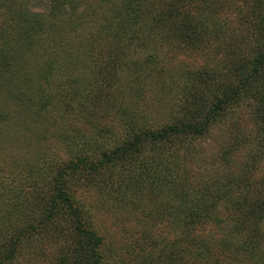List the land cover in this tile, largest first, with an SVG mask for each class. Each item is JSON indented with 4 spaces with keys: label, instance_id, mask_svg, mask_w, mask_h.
<instances>
[{
    "label": "trees",
    "instance_id": "16d2710c",
    "mask_svg": "<svg viewBox=\"0 0 264 264\" xmlns=\"http://www.w3.org/2000/svg\"><path fill=\"white\" fill-rule=\"evenodd\" d=\"M14 1L0 0V140L16 132L17 139L38 138L40 143L43 133L62 134L63 126L55 123L79 116L102 133L103 145L93 151L81 144L73 161L53 168V175L44 180L47 192L35 190V217L19 210L21 198L27 197L13 194L11 201L0 192V228L9 221L15 225L0 237V264H22L24 252L29 255L25 264H105V239L73 195L74 175L90 187L102 190L107 185L117 191L114 173L126 165L133 173L131 195L149 197L153 205L142 207L160 212L155 210L154 217L149 213L148 219L153 217V225L160 218L166 223L159 236L142 233L154 248L163 245L139 264H218L212 245L195 233L204 228L210 238L219 231L217 242L231 252L255 249L243 263L264 264V177L259 182L253 177L264 164V0H120L125 11L110 13L107 22L96 19L100 13L98 7H89L90 0H82L87 4L82 8L78 0H38L46 4L38 13L30 12L24 0L22 7ZM217 9L230 17L213 16ZM60 17L68 25L61 27L56 20ZM80 28L86 38L77 44L70 32L83 34ZM136 48L147 53L133 60L130 53L135 55ZM64 49L69 56L61 66L64 55L59 50ZM178 51L205 53L203 57L213 66L220 64L221 70L179 68L176 76H167L160 70L163 55ZM73 62L81 66L73 68L76 76L69 69ZM58 75L66 77L63 82H57ZM154 76L170 77L180 98L166 122L150 128L132 105L147 94L144 83L151 84ZM167 86L164 81L161 96ZM152 98L159 101L156 93ZM97 114L103 123L95 120ZM4 124L7 135L1 130ZM226 124L229 142L217 161L227 168L210 173L211 179L201 184L191 167L200 156L190 146ZM244 146L249 147L247 158L237 167L231 156ZM166 149L169 166L161 158ZM181 162L188 166L182 163L184 173L168 175L170 167ZM63 220L64 230L59 225ZM224 223L231 227L214 229ZM244 232L249 234L243 239ZM230 238H240V243L232 246ZM37 239L40 247L29 250Z\"/></svg>",
    "mask_w": 264,
    "mask_h": 264
},
{
    "label": "rangeland",
    "instance_id": "374dc122",
    "mask_svg": "<svg viewBox=\"0 0 264 264\" xmlns=\"http://www.w3.org/2000/svg\"><path fill=\"white\" fill-rule=\"evenodd\" d=\"M24 1L26 2L28 10L33 13L44 12V9L46 8V4L38 0ZM119 1L120 0H90L87 4L90 8L98 7V12L100 13L98 18L96 17L98 21L101 22L102 18L104 22H107L110 13L114 11L120 12V9L121 11H125L120 8ZM14 2H16L14 5L17 4L20 5V7L23 6L20 0H15ZM77 3L81 4L80 8L87 5L85 1L82 0H78ZM242 10H244V8H242ZM215 14L218 19L222 18L227 20L230 17L225 11H219V9L214 11L213 16H215ZM61 18L62 17L56 19L61 23V27L68 25V21L65 18ZM89 22L92 27L96 25L94 23L95 21L93 20H89ZM61 27H59L58 30H60ZM80 29L82 30L84 36L80 30L70 32L75 36V43L77 44L79 42L80 44L83 43L86 38L84 29ZM67 33L69 34V32ZM135 50V55L130 53V56L133 60H136L138 57L141 59L147 53L145 48H136ZM59 52L60 54L62 53L64 55H61L62 58L60 59V65L63 66L64 61L67 60L64 57L69 56V51L64 49V52H61L60 50ZM204 54L205 53L201 52L194 55L186 53L184 54L183 51L173 53L170 52L167 54V56L163 55V64L160 65V70L162 71L164 69L162 72L165 74L167 73V76H169V74L173 75L174 71L178 70L179 68L181 71H192L199 68H209V70L210 68H212V70L213 68L214 70L217 68L218 71L219 69L221 70L220 64L218 67L216 65L213 66L212 63H209L208 59L203 57ZM73 68H81V66L79 63L73 62L72 66L69 68L72 73ZM169 71L171 73H169ZM61 72H63V70ZM73 74L76 76L75 72ZM174 76H176V74H174L173 77ZM57 78V82H63L66 77L59 76ZM164 81H167L170 85L164 88L166 92L165 97L163 95L161 96L160 94ZM172 82L174 81H171L170 77L164 76L161 78H153L151 84L148 80V82L144 83V91L147 92V94L144 93V97H140V99L135 101L134 106L132 105L133 110L139 115H142L143 119L147 122L150 128L162 126L166 122L167 117H169L168 115H170L169 110L173 108L174 104H177L179 100L178 98H180V93L177 91V88L172 86ZM155 93L159 98V101L156 103H154V98H152L155 96ZM172 96L175 97V99H170ZM249 109L250 108H245L243 110H247L248 112ZM243 110L241 112H243ZM99 116L100 115L97 114L95 120H97V122L103 123V121L99 119ZM65 117L66 116H64V118ZM245 120L243 119V121ZM55 124H61V126H63L62 134L61 131L56 132L55 130L53 132H56V134L49 132H47V134L43 133L40 143L38 142V138L29 139L28 137L26 141L21 138L17 139L15 136L16 132L12 135L13 139L8 138V140H0V192L7 193V198L10 200L15 194H18L19 196L22 195V197H27L28 200L26 201L21 198L19 210L24 214L28 213L34 217L38 215L37 205L32 202L33 196L36 195L35 190L37 189L38 193H40L41 190L47 192V189L44 186V180H47L49 175H53V168L56 166H62L63 164L68 163L70 160L73 161L75 154L83 149V145L81 144L90 146L93 151H96L103 145L100 137L102 133H98L97 129L92 128L83 117L69 116ZM246 124L250 125L247 123V120L244 125ZM10 128L14 129L12 125ZM59 128L60 126L58 129ZM1 130L3 135H7L6 133H8V125L4 124L3 128L1 126ZM35 130L38 131L37 126H35ZM242 130L244 133H249L250 131L249 127L245 126ZM229 131L230 128L228 124L224 126L217 125L211 130L207 137L195 141L190 146L191 148L196 147L200 156L197 159L196 155H194V159H197V161L196 163L192 164L191 167L194 169V172L196 173V176L200 180L201 184H205L211 179L210 173L216 172L217 170H226L227 167L221 163V159L218 158L219 162L217 161V156H219L224 148H226L229 142ZM184 147L187 146H183L182 148ZM166 151H168V149L161 152V158L165 166H169L170 163L165 157H170V153ZM248 151L249 147L244 146L240 148L239 151L232 153V161L233 163L237 164V167L242 166L241 164L244 163L245 159L247 158ZM150 155L155 156V153L150 152ZM138 161L142 162L141 160ZM182 163L183 162L178 163L180 164L179 166H173L174 168L170 167L169 170H171V173H168V175L172 174V177L181 176L182 173H184L183 164L186 168L188 167L187 163ZM165 166L158 170H164ZM130 168L131 166L127 165L116 168L117 173H114L113 188L118 187L119 189L117 191H114L111 186L108 187L107 185L102 190H100V186L98 185H93L90 187L83 181V179H81L82 181H77L76 179L78 178V175H74L75 183L72 187L73 195L75 196V199L79 205L86 210V216L90 217L89 220L92 223V226L95 227L99 234H101L105 239L107 250V260L105 261V264H139L148 253L158 254L163 245L161 243L162 245L154 248L149 241L143 239L142 233H146L148 231L151 236L153 233H155L156 236L161 235V229L166 223H164L162 218H160L161 220H157V223H154L153 225V217L158 212H160V209L152 208L150 212L149 207H142V205L145 203L153 205V202L150 201L151 199H149V197L142 196V198L137 199L131 195L133 192L130 191L133 188L130 184L133 182V173H131ZM253 177L257 182H259L264 177V164L259 165ZM37 184L38 186H36ZM258 186L259 183H257L256 187ZM249 194L252 196L255 195L252 191H250ZM1 200H3L2 197H0V201ZM155 210L159 211L157 212ZM149 213H151L153 217L148 219ZM28 220L29 218L27 221ZM13 224L14 221L12 223L9 221L6 225L1 226L2 228H0V237L5 238L7 234H9L11 228L13 229L15 226ZM59 225L63 230L67 228L64 220L60 222ZM159 225H161V227ZM218 227H221L223 230L224 228L227 229V227H231V224L229 226H227L225 223L222 225H214V229H217ZM260 229L261 232L264 233V221L262 222ZM215 232L217 235L214 236V238H210V234H208L206 228L195 231V233H198L201 238H204L209 244L212 245L213 254L217 257L216 260L218 264H245L243 262L255 249H248V252L241 254H236L234 251L231 252V248H225L220 241L217 242L222 234L219 233V231ZM248 234L249 232H244L243 239ZM163 236L165 238L166 235ZM65 238L68 239L66 234ZM237 239L240 240V238H230L229 243L232 244V246L237 245L240 243V241ZM61 242L67 243V241L63 240ZM262 246L263 249H261V251L262 256L264 257V243ZM39 247L40 245H38L37 239L35 241V246L28 249L36 250ZM198 250V252H202L201 247H198ZM28 257L29 255L24 252L23 257L21 258L22 264L26 263V259H28ZM199 262L204 263V259L201 256Z\"/></svg>",
    "mask_w": 264,
    "mask_h": 264
}]
</instances>
